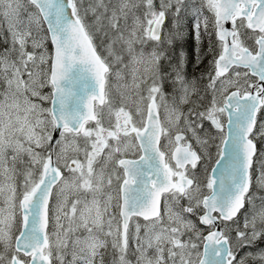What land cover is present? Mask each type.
<instances>
[{
    "label": "snow or ice",
    "instance_id": "obj_1",
    "mask_svg": "<svg viewBox=\"0 0 264 264\" xmlns=\"http://www.w3.org/2000/svg\"><path fill=\"white\" fill-rule=\"evenodd\" d=\"M189 15L203 88L165 66ZM5 25L0 264H264V0H0Z\"/></svg>",
    "mask_w": 264,
    "mask_h": 264
},
{
    "label": "rangeland",
    "instance_id": "obj_2",
    "mask_svg": "<svg viewBox=\"0 0 264 264\" xmlns=\"http://www.w3.org/2000/svg\"><path fill=\"white\" fill-rule=\"evenodd\" d=\"M159 3V0H157V4ZM192 16L189 15L185 21L182 24V35L175 39L173 43H167L165 42L164 48L165 51L168 54L169 59L165 61V66L167 67L168 71L171 72L172 68L169 67L175 66L177 63V58L181 57L183 58V65H182V72L184 76L188 80H197L200 81L203 79V83L201 84V87L203 88L207 84V71L209 69V61L212 58V54L208 51L209 49V36L207 34L203 35L201 38V41L199 43V51L201 53V59L197 61V41L195 39V33L193 31L191 18ZM171 23L166 21L165 27H164V34L166 35L169 28H171ZM6 31V25H5V31L0 33V44L4 43L5 37L7 36ZM185 40V41H184ZM193 42V45H190L189 51H187L184 47V42ZM5 45V44H4ZM206 45L208 48H206ZM7 46V45H6ZM3 50V48H2ZM186 53H184V51ZM205 54V55H204ZM208 61V62H207ZM198 64V65H197ZM169 67V68H168ZM113 81V85H114ZM44 91H47L45 89ZM170 91V88H169ZM113 92L115 93V87L113 86ZM264 147V145H262ZM261 190L264 191V189L256 188L255 191L257 193V196L263 195ZM257 203H259V200H257ZM135 219V218H134ZM142 222V221H141ZM143 223V222H142ZM134 230V225H133ZM259 248H264V243H259ZM249 249L245 248L241 250V255L244 251H248ZM253 251L255 249H252ZM134 253V247L132 251L128 255V259L132 262V264H135V255ZM70 258V257H69ZM106 264H111V255L105 256Z\"/></svg>",
    "mask_w": 264,
    "mask_h": 264
},
{
    "label": "trees",
    "instance_id": "obj_3",
    "mask_svg": "<svg viewBox=\"0 0 264 264\" xmlns=\"http://www.w3.org/2000/svg\"><path fill=\"white\" fill-rule=\"evenodd\" d=\"M185 41V40H184ZM190 45H193V42H191V41H189V42H184V47H185V49L187 50V51H189V49H190ZM4 47H6V45H4V43H1L0 44V50H2V48H4ZM206 48H208L207 47V45H206ZM184 51V53H186V51L185 50H183ZM212 56V55H211ZM172 67H174V66H172ZM172 67H170V68H172ZM169 68V67H168ZM261 192H262V194L264 195V191L263 190H261ZM258 245H259V243H258ZM257 245V246H258Z\"/></svg>",
    "mask_w": 264,
    "mask_h": 264
},
{
    "label": "bare ground",
    "instance_id": "obj_4",
    "mask_svg": "<svg viewBox=\"0 0 264 264\" xmlns=\"http://www.w3.org/2000/svg\"><path fill=\"white\" fill-rule=\"evenodd\" d=\"M205 55V54H204ZM208 62V61H207ZM198 65V64H197Z\"/></svg>",
    "mask_w": 264,
    "mask_h": 264
},
{
    "label": "water",
    "instance_id": "obj_5",
    "mask_svg": "<svg viewBox=\"0 0 264 264\" xmlns=\"http://www.w3.org/2000/svg\"><path fill=\"white\" fill-rule=\"evenodd\" d=\"M229 27H230V25H229Z\"/></svg>",
    "mask_w": 264,
    "mask_h": 264
}]
</instances>
